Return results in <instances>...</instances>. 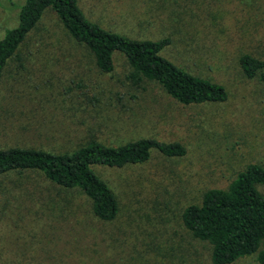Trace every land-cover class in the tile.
<instances>
[{
    "label": "rangeland",
    "instance_id": "rangeland-1",
    "mask_svg": "<svg viewBox=\"0 0 264 264\" xmlns=\"http://www.w3.org/2000/svg\"><path fill=\"white\" fill-rule=\"evenodd\" d=\"M22 2L0 0V37L15 26ZM76 3L120 34L168 37L163 55L222 85L226 99L183 105L152 80L132 85L119 53L110 72H99L45 9L0 76V148L65 152L90 138L115 145L151 137L178 141L185 153L165 158L152 150L142 163L93 165L117 199L110 221L92 214L81 191L35 170L0 174V264H211L209 245L179 215L245 163L264 167V85L238 64L241 53L264 57V0ZM255 187L264 196V185ZM232 264H253V257Z\"/></svg>",
    "mask_w": 264,
    "mask_h": 264
},
{
    "label": "trees",
    "instance_id": "trees-1",
    "mask_svg": "<svg viewBox=\"0 0 264 264\" xmlns=\"http://www.w3.org/2000/svg\"><path fill=\"white\" fill-rule=\"evenodd\" d=\"M56 15L65 33L91 54L99 72H110L113 57L119 53L127 66V80L139 85L143 79L156 82L180 104L221 102L226 99L222 85L191 73L163 55L168 37L132 38L88 19L76 0H23L18 6L15 26L0 37V76L6 61L34 28L45 9ZM241 74L264 85V57L248 53L238 55ZM155 150L165 158L181 157L184 146L178 141H159L140 137L109 145L90 138L65 152L33 147L0 148V174L8 171L35 170L53 184L78 189L90 202L92 214L110 221L117 213V199L111 188L93 171V165L122 167L138 164ZM264 185V167L254 161L234 172L224 187L207 188L199 202L186 204L179 215L183 227L210 248L211 264H232L245 256L253 264H264V196L255 185Z\"/></svg>",
    "mask_w": 264,
    "mask_h": 264
}]
</instances>
